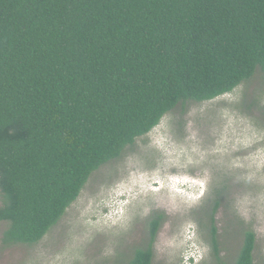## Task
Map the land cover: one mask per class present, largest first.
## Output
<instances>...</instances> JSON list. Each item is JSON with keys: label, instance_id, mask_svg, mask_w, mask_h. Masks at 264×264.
Wrapping results in <instances>:
<instances>
[{"label": "trees", "instance_id": "1", "mask_svg": "<svg viewBox=\"0 0 264 264\" xmlns=\"http://www.w3.org/2000/svg\"><path fill=\"white\" fill-rule=\"evenodd\" d=\"M264 76V0H0L1 243L39 242L177 106ZM205 210L220 262L216 210ZM163 213L128 264H152ZM243 231L233 264H253Z\"/></svg>", "mask_w": 264, "mask_h": 264}, {"label": "rangeland", "instance_id": "2", "mask_svg": "<svg viewBox=\"0 0 264 264\" xmlns=\"http://www.w3.org/2000/svg\"><path fill=\"white\" fill-rule=\"evenodd\" d=\"M262 120L260 73L212 100L177 106L128 157L94 171L39 242L4 246L8 224L0 221V264H128L132 248L148 237L153 212L164 219L152 264H233L246 229L255 233L253 264H264ZM219 190L220 262L204 215ZM189 249L199 251L197 262L187 261Z\"/></svg>", "mask_w": 264, "mask_h": 264}, {"label": "clouds", "instance_id": "3", "mask_svg": "<svg viewBox=\"0 0 264 264\" xmlns=\"http://www.w3.org/2000/svg\"><path fill=\"white\" fill-rule=\"evenodd\" d=\"M194 250H196V254H195V255H198L199 251H198L197 249H194ZM197 251H198V252H197ZM195 255H194L193 251L189 249V250L186 252L187 261H189V262L196 261V262H197L199 259H197V258L195 257Z\"/></svg>", "mask_w": 264, "mask_h": 264}, {"label": "snow or ice", "instance_id": "4", "mask_svg": "<svg viewBox=\"0 0 264 264\" xmlns=\"http://www.w3.org/2000/svg\"><path fill=\"white\" fill-rule=\"evenodd\" d=\"M255 89L251 86H249V92H253L254 93ZM261 126H264V120L261 121Z\"/></svg>", "mask_w": 264, "mask_h": 264}]
</instances>
